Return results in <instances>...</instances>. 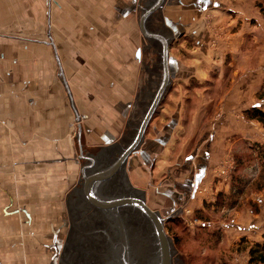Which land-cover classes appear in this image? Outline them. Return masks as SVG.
<instances>
[{"label": "crops", "instance_id": "1", "mask_svg": "<svg viewBox=\"0 0 264 264\" xmlns=\"http://www.w3.org/2000/svg\"><path fill=\"white\" fill-rule=\"evenodd\" d=\"M35 1L0 0V264L54 263L60 213L68 214L80 175L75 127L83 150L106 147L119 156L165 68L167 85L125 162L131 184H150L161 198L151 208L186 207L222 152H240L247 131L264 147V126L243 119L246 109L264 110V15L255 0H163L143 20L158 0ZM17 3L26 15L39 7L28 16L34 34L12 27L23 23L11 17ZM159 38L169 41L165 60ZM249 148L256 157L257 147ZM257 172L247 183L246 172L233 179L236 198L223 227L232 243L264 242Z\"/></svg>", "mask_w": 264, "mask_h": 264}, {"label": "water", "instance_id": "2", "mask_svg": "<svg viewBox=\"0 0 264 264\" xmlns=\"http://www.w3.org/2000/svg\"><path fill=\"white\" fill-rule=\"evenodd\" d=\"M162 2L158 0L152 10H146L142 20ZM159 39L165 60L169 41ZM167 82L165 68L134 139L119 156L106 147L83 150L77 146L79 130L75 127L80 175L69 195L70 228H65L66 240L57 264H178L175 247L164 229L171 216L151 208L145 189L134 187L125 170V162L140 142Z\"/></svg>", "mask_w": 264, "mask_h": 264}, {"label": "rangeland", "instance_id": "3", "mask_svg": "<svg viewBox=\"0 0 264 264\" xmlns=\"http://www.w3.org/2000/svg\"><path fill=\"white\" fill-rule=\"evenodd\" d=\"M35 2V4H37L39 0ZM17 4H15L16 6L11 10V17H20L23 23L14 21L12 23V27L16 30L15 32L20 34H34V28L28 25V21H30L28 16H38L39 7L37 5L31 7V13L29 15H26L21 13L26 12L27 9L20 3ZM256 11L259 12V9L257 7ZM31 21H34L32 22V25L38 24V19H31ZM0 32L4 31L0 30ZM261 88L258 89V92H261ZM243 119L244 121L246 120L249 123L248 119H246L245 117ZM263 132L264 129L260 133L262 134ZM253 134H256V132L247 131V136H245L244 139L241 138L236 143L241 147L240 152L235 153V151L233 152L230 148H227L224 152H222L220 161H222L224 158L228 159V163L231 160L233 161L232 168H229L231 172L228 169L226 171L227 173H221L220 170L223 168L218 167L221 164L219 163L216 170H213V174H210L209 182L206 183V180L202 181V183L200 184L201 190L199 191L198 189L197 192L195 191V198L193 197L192 201L186 207L183 206V208H180L178 210H172L168 214L162 211L164 212V216H171L166 220L164 229L173 242L176 250L178 264H233L235 261L242 262L246 248L250 247L251 244L249 242H246V238H244L245 240H241L237 244L236 242L232 243L233 233H226V230H224L223 227H225L224 223L230 222V215L232 211L231 207L232 205H234L236 198V196H234V190H232V188H235V186H233L234 177L236 176V174L238 175L239 172H246L248 177L246 175L247 178L245 179V181L247 183L251 181L250 178L254 176V171L260 170L258 159L249 148L250 145L253 147L256 146V143L253 142L252 139ZM242 148L247 149L243 150ZM229 166H231V164H229ZM256 181V188L262 189L264 187L262 180H260V178L258 177ZM252 186L249 187L251 190L253 188ZM256 188L254 186L253 189ZM144 189L146 190V202L151 207H155L157 202L160 205L161 198L153 193V190L150 189V184L149 188L146 186ZM224 190L229 191V193L224 192ZM163 205L167 206L165 205V203H163ZM252 210L254 213H259L260 211L257 205H253ZM61 211L60 215L62 222L60 223L63 227L61 239L62 241H60V251L58 252L56 258H54L53 264H57L60 258L62 246L66 240L65 228H70L66 209L64 210L63 208ZM51 217L54 216H49V218ZM169 219H175L177 220V222H173V220L170 221ZM58 223L59 222H57V224ZM204 225L205 228L203 227ZM174 241L176 244L174 243ZM244 263L248 264V262L246 263L245 258Z\"/></svg>", "mask_w": 264, "mask_h": 264}, {"label": "trees", "instance_id": "4", "mask_svg": "<svg viewBox=\"0 0 264 264\" xmlns=\"http://www.w3.org/2000/svg\"><path fill=\"white\" fill-rule=\"evenodd\" d=\"M263 2L264 0H256L255 3V6L259 9V12L262 15H264ZM243 115L246 119L257 121L264 126V110L258 108L257 106H253L249 109L244 110ZM256 147L257 148L255 150L256 151L255 154L258 159V164L260 168L258 177L260 178V180H262V183L264 184V147L258 144H256ZM169 220L170 221L173 220V222H177V220L175 219L172 220L169 219ZM203 227L205 228V225ZM248 255H249L248 264H264V242L255 243L251 245L248 250Z\"/></svg>", "mask_w": 264, "mask_h": 264}, {"label": "built area", "instance_id": "5", "mask_svg": "<svg viewBox=\"0 0 264 264\" xmlns=\"http://www.w3.org/2000/svg\"><path fill=\"white\" fill-rule=\"evenodd\" d=\"M224 156V155H223ZM227 158L225 159H223L222 161H220V165L218 166L219 168H223V169H221L220 171H221V173H223V174H225V173H227L226 171L229 169V168H232V160L228 163L227 162ZM229 164H231V166H229ZM230 170V169H229ZM230 172H231V170H230ZM198 189H199V191L201 190V188H200V184L198 185V187H197V190H196V192L198 191Z\"/></svg>", "mask_w": 264, "mask_h": 264}, {"label": "flooded vegetation", "instance_id": "6", "mask_svg": "<svg viewBox=\"0 0 264 264\" xmlns=\"http://www.w3.org/2000/svg\"><path fill=\"white\" fill-rule=\"evenodd\" d=\"M87 212H90V211H87ZM77 222H78V220H77Z\"/></svg>", "mask_w": 264, "mask_h": 264}]
</instances>
